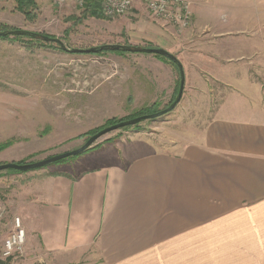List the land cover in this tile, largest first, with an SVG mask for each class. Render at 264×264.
<instances>
[{
    "label": "crops",
    "instance_id": "crops-1",
    "mask_svg": "<svg viewBox=\"0 0 264 264\" xmlns=\"http://www.w3.org/2000/svg\"><path fill=\"white\" fill-rule=\"evenodd\" d=\"M256 1L264 16V0ZM191 2L195 23L183 33L169 25L170 47L186 57L184 68L190 62L233 88L198 141L118 138L61 172L30 175L19 195L24 227L58 262L264 264V28L250 0L242 40L235 22L201 24L210 1ZM247 88L262 104L228 103Z\"/></svg>",
    "mask_w": 264,
    "mask_h": 264
},
{
    "label": "rangeland",
    "instance_id": "rangeland-1",
    "mask_svg": "<svg viewBox=\"0 0 264 264\" xmlns=\"http://www.w3.org/2000/svg\"><path fill=\"white\" fill-rule=\"evenodd\" d=\"M208 1L209 5L202 9L201 24L217 16L216 20L223 24L235 22L242 35L240 39H248L245 25L249 0ZM249 5L255 8L254 22H261L264 28L263 11L256 15L257 1L250 0ZM144 6L135 4L122 15L109 17L102 6L101 15L97 16L87 11L85 5L72 1L59 4L54 0H34L22 10L18 0H0V31L23 29L43 33L62 39L71 49L103 44L160 47L185 59L182 52L174 53L175 47L171 48L169 41L172 36L165 33L169 25L180 33L187 28L180 29L176 23L155 17ZM191 9L193 18L188 29L195 23ZM161 39L163 46L158 44ZM257 69L264 74V63ZM184 70L185 90L172 111L137 126L112 131L92 146L139 136L166 143L198 141L233 86L226 87L210 76L198 74L190 62ZM258 79L264 83V77ZM179 85V68L164 55L120 49L73 53L56 42L30 35H0V164L31 163L77 149L114 121L113 124L167 108L175 100ZM244 90L247 91L230 96L228 103L244 108L262 104V96L249 88ZM65 159L27 172L0 171V254L5 238L13 230L14 219L20 217L24 226L28 206L19 195L27 192L24 186L31 180L29 176L43 171L61 172V165L71 164L77 158ZM26 233L23 254L6 264H62L54 255L41 251L37 236L29 235L27 230Z\"/></svg>",
    "mask_w": 264,
    "mask_h": 264
},
{
    "label": "water",
    "instance_id": "water-1",
    "mask_svg": "<svg viewBox=\"0 0 264 264\" xmlns=\"http://www.w3.org/2000/svg\"><path fill=\"white\" fill-rule=\"evenodd\" d=\"M7 33L13 34V35H16V34L31 35V36H34L37 38H41L42 40L47 41V42H56L64 50L70 51L73 53H96V52H101V51L110 50V49H112V50L123 49V50H127V51L150 53V54H155V55H164V56H167L171 61H173L178 66L179 72H180V85H179L178 94H177L175 100L171 103V105H169L165 109H162L160 111H156L153 113H148V114L136 116L134 118L122 120V121H119L115 124L108 125V126L104 127L103 129L99 130L94 135H92L81 147L74 149L72 151L52 155L50 157H46L44 159L34 161L31 163L22 164V163L10 162V163H5V164H0V171L6 170V169H15V170H19V171H31V170H35L38 168L45 167L49 164L55 163V162L60 161L62 159L69 158L70 156L78 155L80 153H83L88 148H90L101 137H103L104 135H106L112 131H115L117 129L124 128L127 126L137 125V124H139V123H141L147 119H155L157 117L165 115L166 113L172 111L182 99V96H183V93L185 90V85H186V73L184 70V66H183L181 60L177 56H175L174 54H172L171 52H169L168 50H166L164 48H160V47L149 48V47H141V46H131V45H127V44H103L100 46H95V47H91V48H87V49H83V48H72L71 49L65 45V43L63 42L62 39H60L58 37H54V36H49V35H46L43 33L27 31V30H23V29H12V30H7L5 32L0 31V35L7 34Z\"/></svg>",
    "mask_w": 264,
    "mask_h": 264
},
{
    "label": "built area",
    "instance_id": "built-area-1",
    "mask_svg": "<svg viewBox=\"0 0 264 264\" xmlns=\"http://www.w3.org/2000/svg\"><path fill=\"white\" fill-rule=\"evenodd\" d=\"M56 3L65 4L69 1L80 6L88 0H54ZM137 1H141L155 17L171 21L179 25L180 29L189 28L192 24L193 11L191 0H102L101 6L109 17L122 15L130 10ZM27 233L20 217L14 219L13 230L4 240L0 259L5 261L15 260L23 254ZM13 264V263H12Z\"/></svg>",
    "mask_w": 264,
    "mask_h": 264
},
{
    "label": "trees",
    "instance_id": "trees-1",
    "mask_svg": "<svg viewBox=\"0 0 264 264\" xmlns=\"http://www.w3.org/2000/svg\"><path fill=\"white\" fill-rule=\"evenodd\" d=\"M18 2L21 4V9L24 10V6L25 5H29L31 3L34 2V0H18ZM101 2L102 0H88L84 5L86 6V10L89 11L92 15H97V16H100L101 15ZM7 31V30H5ZM9 35L8 33L7 34H3L1 36H7ZM31 36V35H30ZM34 37V36H32ZM122 51H127V50H123V49H120ZM103 52V51H101ZM98 53V52H96ZM142 114H146V113H142ZM148 114V113H147ZM116 122V121H114ZM114 122L110 123V124H113ZM137 126V125H136ZM95 134V133H94ZM2 146H0L1 148ZM98 147H101L100 144H96L90 148H88L87 150H85L83 153H80L78 155H75L74 157L77 158V157H80L82 154L86 153L88 150H91V149H97ZM66 159H63V160H60V161H57L58 162H62V161H65ZM48 166V165H47ZM46 167V166H45ZM43 168V167H42ZM38 169H41V168H38ZM12 170H15V169H12ZM36 170V169H35ZM17 172L19 170H16ZM19 172H27V171H19ZM0 264H6V261H2L0 260Z\"/></svg>",
    "mask_w": 264,
    "mask_h": 264
},
{
    "label": "bare ground",
    "instance_id": "bare-ground-1",
    "mask_svg": "<svg viewBox=\"0 0 264 264\" xmlns=\"http://www.w3.org/2000/svg\"><path fill=\"white\" fill-rule=\"evenodd\" d=\"M192 6V5H191Z\"/></svg>",
    "mask_w": 264,
    "mask_h": 264
}]
</instances>
